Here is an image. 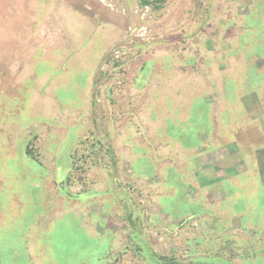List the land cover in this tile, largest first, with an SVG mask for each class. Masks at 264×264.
Returning <instances> with one entry per match:
<instances>
[{"label":"rangeland","instance_id":"obj_1","mask_svg":"<svg viewBox=\"0 0 264 264\" xmlns=\"http://www.w3.org/2000/svg\"><path fill=\"white\" fill-rule=\"evenodd\" d=\"M159 256L264 264V0H0V264Z\"/></svg>","mask_w":264,"mask_h":264},{"label":"trees","instance_id":"obj_2","mask_svg":"<svg viewBox=\"0 0 264 264\" xmlns=\"http://www.w3.org/2000/svg\"><path fill=\"white\" fill-rule=\"evenodd\" d=\"M148 2H144V4H147ZM29 153V150H27L26 154ZM30 155V154H28ZM159 259L161 260V264H173L174 259H169L165 256H159Z\"/></svg>","mask_w":264,"mask_h":264}]
</instances>
